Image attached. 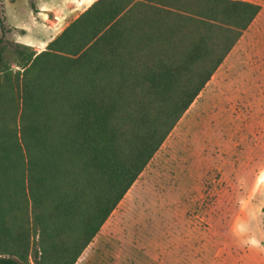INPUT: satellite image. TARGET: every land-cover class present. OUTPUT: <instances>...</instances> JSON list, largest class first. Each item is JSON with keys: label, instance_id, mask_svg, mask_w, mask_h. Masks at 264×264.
Listing matches in <instances>:
<instances>
[{"label": "trees", "instance_id": "1", "mask_svg": "<svg viewBox=\"0 0 264 264\" xmlns=\"http://www.w3.org/2000/svg\"><path fill=\"white\" fill-rule=\"evenodd\" d=\"M261 10L97 0L16 71L3 33L0 264H76Z\"/></svg>", "mask_w": 264, "mask_h": 264}, {"label": "rangeland", "instance_id": "2", "mask_svg": "<svg viewBox=\"0 0 264 264\" xmlns=\"http://www.w3.org/2000/svg\"><path fill=\"white\" fill-rule=\"evenodd\" d=\"M242 1L259 16L76 264H193L206 246L201 264H264V0ZM32 2L0 0L15 71L20 35L50 40L74 19H33Z\"/></svg>", "mask_w": 264, "mask_h": 264}, {"label": "crops", "instance_id": "3", "mask_svg": "<svg viewBox=\"0 0 264 264\" xmlns=\"http://www.w3.org/2000/svg\"><path fill=\"white\" fill-rule=\"evenodd\" d=\"M96 1L97 0H36V4H35L36 13H34L33 19L35 18L38 21L39 20L43 21L44 23L46 22L52 23L53 25L57 24V21L58 23H60L61 18L63 17L74 18L73 19L74 21L80 14H82L85 10H87ZM14 28L16 30L26 31L24 29H18L16 27ZM61 32L58 33L57 36L60 35ZM54 33H55V30L49 33L47 32L46 35L47 36L49 34L53 35ZM57 36H55L54 38L50 40H45V38L43 37H40V38L37 37V38H34L33 41H29L27 40L28 34L20 35L21 38L26 37L25 44L23 45H28L30 47L35 48L39 53L44 51L47 45ZM17 42L21 43L22 40H19ZM204 253H205V258L202 256L199 260L198 259L193 260V264H201L203 263V259L208 258L207 246L205 247V251L202 252L201 255H203Z\"/></svg>", "mask_w": 264, "mask_h": 264}]
</instances>
